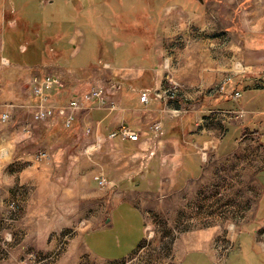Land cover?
<instances>
[{"label": "crops", "instance_id": "1", "mask_svg": "<svg viewBox=\"0 0 264 264\" xmlns=\"http://www.w3.org/2000/svg\"><path fill=\"white\" fill-rule=\"evenodd\" d=\"M22 1L24 21L6 10L11 0H0L1 34L24 35L21 59L2 56L0 43V113L13 106L12 119L22 114L16 128L0 125V204L24 187L52 195L53 203L62 195L71 204L82 201L83 244L94 258L115 262L142 244L150 201L184 210L194 188L226 190L249 203L247 219H229L211 246L206 232H186L178 247L180 264L188 258L191 264L199 258L208 264L223 258L225 264H264V0L240 1L249 22L239 26L244 41L238 46L205 40V34L220 32L209 21L219 16V0H70L76 8L64 23L83 25L65 33L52 26L50 14L42 24L26 17L32 0ZM52 2L39 0L44 6ZM6 11L13 18L5 22ZM62 38L71 64L63 60L68 47L60 46ZM87 44L96 57L76 62ZM44 75L63 77L47 104L67 103L86 88L119 81V110L85 107L69 128L62 117L31 123L38 100L22 88ZM143 91H174L178 97L143 105ZM178 109L183 113L174 118ZM157 122L161 133L152 135L149 128ZM28 123L29 138L22 131ZM121 126L138 130L139 141L109 140ZM40 151L49 157L37 161ZM96 177L107 184L98 188Z\"/></svg>", "mask_w": 264, "mask_h": 264}, {"label": "rangeland", "instance_id": "2", "mask_svg": "<svg viewBox=\"0 0 264 264\" xmlns=\"http://www.w3.org/2000/svg\"><path fill=\"white\" fill-rule=\"evenodd\" d=\"M219 1L216 9L219 16H215L214 19L209 18V21L221 26L220 32L205 34V40L217 41L221 44L233 42L237 46L241 45L244 40L239 34V26L244 27L245 22H249L243 14L244 1ZM45 3L49 2L45 1ZM76 4L70 0H53L50 6H44L39 4V0H32L25 15L42 24L43 18L46 19L50 14L54 19H52V26L57 29L60 25L65 33L71 27H82L83 25V23L75 25V20L70 24H67L68 21L64 23L74 13ZM129 5L130 2L127 1L126 6ZM6 10H13L15 15L24 21V2L22 0H11ZM7 11L3 14L5 22L7 19L13 18V14L8 15ZM85 26L88 27V25ZM4 27L7 29L6 26ZM1 32L2 24L0 23V43L1 39L4 42L2 56L10 60L21 59L23 56L18 55V46L22 43L24 35L17 30H5L2 34ZM59 44L68 47L64 38L60 40ZM88 44L82 48L76 62L80 59L91 61L96 57L90 52ZM69 50L70 47L65 51L63 60L71 64L72 61L68 57ZM60 79L63 81V77ZM86 89L87 92L82 96L90 92L88 91L90 88ZM170 94L177 100V92L171 91ZM174 111V118L183 113L182 109ZM21 116L20 112V115L15 116L10 123H7L9 129L16 128L21 124ZM56 118L59 119L61 116L55 114L52 120ZM61 124L65 128L63 120ZM98 188L100 187L98 186ZM240 196L239 193L233 194L226 190L221 193L218 189L203 192L201 189L194 188L187 196L190 206L187 205L184 210H172L170 207L167 208V204H163L161 200H152L149 203V208L144 211L147 228L140 247L124 260L108 262L94 258L83 244L81 234L85 226L81 224L79 217L83 213L84 203L82 201L78 200L77 203L71 204L62 195L53 203L52 195L43 196L42 192L36 191L32 187H24L23 191H14L9 196L8 203L0 204V264H180L183 253L178 247H180L182 235L186 236L188 232L196 234V231L200 230L206 232L205 237L211 240V243L208 244L212 245V242L219 238L220 231L223 230L225 222L229 219L236 218L240 222L247 219L249 203L240 200ZM256 196L255 194L253 200L256 199ZM254 202L252 201V203ZM181 218H187L190 222H187V225L183 224ZM191 259L188 258L184 264H191ZM197 261V264H208L206 259L199 258ZM224 261L225 258L218 264H225ZM249 263L253 264V261L249 260Z\"/></svg>", "mask_w": 264, "mask_h": 264}, {"label": "built area", "instance_id": "3", "mask_svg": "<svg viewBox=\"0 0 264 264\" xmlns=\"http://www.w3.org/2000/svg\"><path fill=\"white\" fill-rule=\"evenodd\" d=\"M46 2H51L52 0H44ZM7 65V63H3ZM106 66H104L105 68ZM63 85L62 80L59 77L53 75H45L41 78H34L29 83H27L23 88L22 92L28 96L38 98L43 102L48 98L47 95L50 91L59 89ZM123 89L122 83L115 80H109L99 85H94L90 92L81 97H74L72 100L65 104H46L39 105L38 109L32 115L31 121L34 123L48 122L53 119L55 114L62 117L65 128H69L74 123L78 111L86 108H101L109 112L118 111L119 106L116 101L117 97ZM166 94V95H165ZM167 98H166V97ZM238 97V94H234ZM174 100L170 92H150L143 91L140 93L139 102L143 105H148L151 102H165ZM12 113H14V107L11 106L9 110L0 113V125H5L9 123L12 119ZM31 125V123H30ZM30 125L26 124L22 126L23 134L30 137L32 130H30ZM32 128V125H31ZM161 125L159 122L154 123L149 128L152 135H158L161 133ZM86 136L90 134V129L87 128L85 133ZM107 138L113 140L115 138H120L131 143H136L139 141V131L132 130L127 126H121L117 130L111 132ZM49 157L46 151H40L37 153L35 159L41 161ZM95 181L100 188H103L107 182L103 177H96Z\"/></svg>", "mask_w": 264, "mask_h": 264}, {"label": "bare ground", "instance_id": "4", "mask_svg": "<svg viewBox=\"0 0 264 264\" xmlns=\"http://www.w3.org/2000/svg\"><path fill=\"white\" fill-rule=\"evenodd\" d=\"M4 63H6V62H4ZM45 76V75H44ZM43 77V76H42ZM41 78V77H40ZM55 90H57V89H55ZM53 91V90H52ZM51 92V91H50ZM34 98V97H33ZM38 101H37V103H38V105H43L44 106V104H43V101L42 100H40V99H38V98H36ZM73 99V98H72ZM71 99V100H72ZM49 104H55V103H49ZM62 104H65V103H62ZM76 120V119H75ZM75 122V121H74ZM10 123V122H9ZM31 123H33V122H31ZM43 123V122H42ZM28 125H30V123H28ZM32 125V124H31ZM31 125H30V130H32V128H31Z\"/></svg>", "mask_w": 264, "mask_h": 264}]
</instances>
